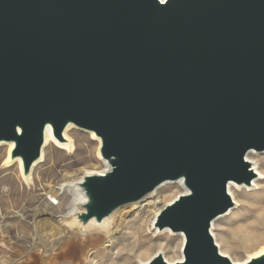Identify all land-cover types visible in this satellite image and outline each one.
Returning <instances> with one entry per match:
<instances>
[{
    "label": "water",
    "instance_id": "water-1",
    "mask_svg": "<svg viewBox=\"0 0 264 264\" xmlns=\"http://www.w3.org/2000/svg\"><path fill=\"white\" fill-rule=\"evenodd\" d=\"M69 125L105 165L77 182L74 227L179 181L152 227L182 236L181 259L139 264H264L233 262L211 233L234 206L228 185L257 177L246 154L264 152V0H0L8 161L29 180L46 131L68 144Z\"/></svg>",
    "mask_w": 264,
    "mask_h": 264
},
{
    "label": "rangeland",
    "instance_id": "rangeland-1",
    "mask_svg": "<svg viewBox=\"0 0 264 264\" xmlns=\"http://www.w3.org/2000/svg\"><path fill=\"white\" fill-rule=\"evenodd\" d=\"M67 135L74 151L47 143L43 160L29 180H24L17 163L8 165V147L0 145V264H124L130 256L126 264H139L156 252L169 263L180 260L182 236L158 231L146 223L154 218L148 207H125L121 219L116 216L106 233L93 228L80 231L71 225L66 214L75 195L61 184L77 181L87 171H101L105 165L98 155L99 141L92 133L74 127ZM253 152L250 161L257 177L251 186L232 187L234 206L211 225L219 251L235 263L264 252V152ZM156 192L161 205L183 193L172 183ZM48 195H58L59 205L52 206ZM135 229L143 235V246L131 251L129 232ZM58 231L64 233L59 235ZM124 247L127 250L118 252Z\"/></svg>",
    "mask_w": 264,
    "mask_h": 264
},
{
    "label": "bare ground",
    "instance_id": "bare-ground-1",
    "mask_svg": "<svg viewBox=\"0 0 264 264\" xmlns=\"http://www.w3.org/2000/svg\"><path fill=\"white\" fill-rule=\"evenodd\" d=\"M71 128H74L73 126H71V125H69V126H67V128L65 129V131H64V136L69 140V143L67 144V143H63V144H61V143H57L54 139H53V137H52V135H51V132L49 131V130H47L46 131V134H45V143H44V146L47 144V143H49V142H54L55 144H57L59 147L58 148H61V149H70L71 151H74V143H73V141L70 139V137H68V135H67V132L71 129ZM97 140V139H96ZM99 141V140H98ZM0 145H2V144H0ZM7 147H8V150H7V160H8V158H9V150L11 149V147H12V145L11 144H5ZM251 154H255L253 151H249L247 154H246V158H247V160H251L250 158H251ZM42 160H43V156L41 157V159L39 160V162L38 163H36L34 166H33V168H32V170H31V172L33 171V169H34V167L37 165V164H39L40 162H42ZM102 161V160H101ZM7 162H9V161H7ZM103 162V161H102ZM13 163H17L18 164V166H19V170H20V172H21V163H20V160H18V159H16V160H14V161H11V162H9L8 163V165L10 166V164H13ZM104 163V162H103ZM7 165V166H8ZM87 173H94L93 171H87ZM24 178V177H23ZM28 178H30V175H29V177ZM24 180H26L25 178H24ZM81 179H79V180H77V181H74V183H73V181L72 180H70V181H65L64 183H62L61 184V186H68L69 187V189L73 192V194L75 195L74 196V199H73V202L75 203V204H78L81 200H82V197L80 196V195H78V188H77V186H76V184H77V182H79ZM169 183H172V184H178L181 188H182V192H185V188L183 187V185L181 184V182H165V183H163V184H161V185H159L155 190H153L152 192H150V193H148L141 201H139V202H137V203H132V204H127V205H123V206H121V207H119L118 209H116L115 210V212L112 214V216L109 218V219H107L106 221H104L102 224H100V225H94L93 223H88L87 225H86V227L83 229V231H85V230H88V229H91V228H93V229H96V230H101V231H103V232H108L109 231V228L111 227V225H112V223H113V221H114V219L116 218V216H118L120 219H121V217H122V215L124 214V208L125 207H131V208H134L135 209V207H137V208H141V209H144V208H146V207H148V208H151L152 209V212H153V214H154V218H153V220H152V222H151V219L150 220H148L146 223H148V222H150L151 224H153V222H154V220H155V217H156V215L158 214V212L160 211V209L164 206L163 204L161 205L160 204V202H159V195H158V191L156 192V190L159 188V187H161V186H163V185H165V184H169ZM73 187V188H72ZM232 187H235V184H233V183H230L229 185H228V191H229V193L232 195ZM233 196V195H232ZM169 202H171V201H169ZM167 204V203H166ZM162 206V207H161ZM75 210H77V208L75 209V207H73V208H71L68 212H67V214H66V216L67 217H70L74 212H75ZM138 214V213H137ZM124 217V216H123ZM262 219V221L264 222V215H263V217L261 218ZM70 223H71V225L72 226H74V224H73V222L72 221H70ZM145 223V224H146ZM141 227V226H140ZM130 231V230H129ZM165 232H169V233H171L168 229H165ZM62 233H64L63 231H58L57 232V234H59V235H61ZM129 236L132 238V241L130 242V246H131V248H129L131 251H133L134 249V247L135 248H141L143 245L141 244V239H142V236L143 235H141V231L140 230H137V229H135V231L134 230H132V231H130L129 232ZM129 238V237H128ZM107 246H108V244H107ZM122 247V246H121ZM103 248H105V247H103ZM106 248H108V247H106ZM119 248V247H118ZM154 248V247H153ZM150 249V248H149ZM86 250V249H85ZM125 250H127V247H124V248H121L120 249V251H118V252H121V251H125ZM147 251V250H146ZM143 252V251H142ZM99 253V251H95V254H98ZM146 254V253H145ZM128 260L130 261L131 260V256L128 258ZM127 260V261H128ZM127 261H125L124 262V264H126L127 263ZM139 262H143V261H139Z\"/></svg>",
    "mask_w": 264,
    "mask_h": 264
},
{
    "label": "built area",
    "instance_id": "built-area-1",
    "mask_svg": "<svg viewBox=\"0 0 264 264\" xmlns=\"http://www.w3.org/2000/svg\"><path fill=\"white\" fill-rule=\"evenodd\" d=\"M48 202L52 205V206H57L59 205V196L58 195H48L47 196Z\"/></svg>",
    "mask_w": 264,
    "mask_h": 264
}]
</instances>
